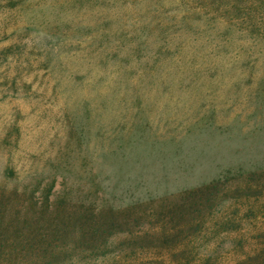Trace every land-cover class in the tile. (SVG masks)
Listing matches in <instances>:
<instances>
[{"label":"rangeland","instance_id":"374dc122","mask_svg":"<svg viewBox=\"0 0 264 264\" xmlns=\"http://www.w3.org/2000/svg\"><path fill=\"white\" fill-rule=\"evenodd\" d=\"M14 194L76 215L32 264H264V0H0L2 225Z\"/></svg>","mask_w":264,"mask_h":264},{"label":"trees","instance_id":"16d2710c","mask_svg":"<svg viewBox=\"0 0 264 264\" xmlns=\"http://www.w3.org/2000/svg\"><path fill=\"white\" fill-rule=\"evenodd\" d=\"M196 196L192 198L193 201L183 199L176 202H170L167 200L163 204L154 207L151 211H155L154 215H158L161 211L170 210L173 214V218H171V222H174L176 216V210L179 212L184 211L185 209L192 210L191 208L194 205H198V203H203V199L194 200ZM17 194H14V200H17L16 204H14V218L11 215V219L9 222H6L5 225L0 223V243H5L8 239L9 233L12 230V235H10L11 241H13L14 249L13 253L11 251L8 252L9 254H14V264H32L38 262L40 259L43 258H54L57 255H68L71 252H76V244H71L68 241H62L61 236L63 235L62 232L59 230L49 229V226L52 225H63L70 220L73 219L76 215L72 212H69L68 217L62 211V205L59 200H56V203L50 204L46 208L43 206V210L40 211L39 215V222L41 224H45L44 228H35L34 224L36 223V218L31 215L32 206L31 204L28 206L26 204V200L20 201ZM181 203V204H180ZM131 207V206H130ZM126 212H118L116 213L106 211H100L99 213L92 214L91 217L94 218L96 223L92 225H98L96 229H94L89 237H94L98 235V238L101 239L104 235H106V231L110 228H113L117 224L120 225L121 221L125 223V221H138L140 219H144L145 213L140 212L141 208H138L136 205L132 206L131 209L126 207ZM130 209V211H129ZM33 211V210H32ZM39 212V211H38ZM44 214H48L47 222L43 220ZM125 215V217H124ZM143 215V216H142ZM180 215V214H179ZM123 216V217H122ZM88 216L84 217L87 219ZM178 217V216H177ZM4 218V217H2ZM88 222L91 221V218L87 219ZM36 225V224H35ZM85 225V224H84ZM83 225V226H84ZM84 234V231H80L79 235ZM156 240V238H154ZM105 246L108 243L104 244Z\"/></svg>","mask_w":264,"mask_h":264}]
</instances>
